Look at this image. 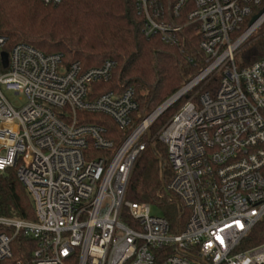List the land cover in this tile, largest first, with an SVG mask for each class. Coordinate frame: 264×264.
I'll list each match as a JSON object with an SVG mask.
<instances>
[{
	"label": "built area",
	"instance_id": "built-area-1",
	"mask_svg": "<svg viewBox=\"0 0 264 264\" xmlns=\"http://www.w3.org/2000/svg\"><path fill=\"white\" fill-rule=\"evenodd\" d=\"M57 6L64 0H40ZM145 39L181 48L193 28L206 66L180 91L132 127L131 88L98 93L116 62L83 69L25 43L4 50L0 86L26 103L17 110L0 90V174L16 169L34 221L0 217V264H264V243L242 249L264 222V56L245 64V45L264 29V0H133ZM257 16L254 22L252 18ZM216 81L215 89L203 91ZM156 137L172 171L167 191L187 210L183 230L125 201L146 134L178 100ZM101 114L121 131L115 147L105 128L79 122ZM157 207V206H156ZM35 244L14 259L13 239Z\"/></svg>",
	"mask_w": 264,
	"mask_h": 264
},
{
	"label": "trees",
	"instance_id": "trees-1",
	"mask_svg": "<svg viewBox=\"0 0 264 264\" xmlns=\"http://www.w3.org/2000/svg\"><path fill=\"white\" fill-rule=\"evenodd\" d=\"M184 44L179 49L164 45L159 39L142 35V20L136 15L133 0H64L57 6H44L40 0H0V36L7 39L4 50L25 43L42 54H61L65 65L78 62L83 69L100 66L106 60L116 62L112 78L95 85L98 93L131 88L137 110L132 127L162 103L174 96L205 66V56L198 47L193 28L183 31ZM264 56V30L244 47L241 57L251 64ZM214 80L203 91L215 89ZM182 98L167 108L149 127V141L131 172L125 201L157 206L168 221L171 232L183 230L188 219L177 197L167 191L172 171L165 146L156 137L164 123L182 105ZM79 122L105 128V137L116 147L129 130L121 131L107 116L78 113ZM0 217L34 221L33 207L16 169L0 174ZM0 227V233H8ZM264 243V222L250 231L241 244L248 249ZM33 241L21 235L13 239L14 259L28 260Z\"/></svg>",
	"mask_w": 264,
	"mask_h": 264
},
{
	"label": "rangeland",
	"instance_id": "rangeland-1",
	"mask_svg": "<svg viewBox=\"0 0 264 264\" xmlns=\"http://www.w3.org/2000/svg\"><path fill=\"white\" fill-rule=\"evenodd\" d=\"M263 30L264 29L262 28L257 33H259L260 31H263ZM0 90H1V93L3 94V96L5 97V99L15 109L19 110V109H21L25 105L26 101H25V99L21 95H15L13 92L7 91L3 86H0ZM150 213L153 216H161L162 215L161 210L158 207H156L155 205H151Z\"/></svg>",
	"mask_w": 264,
	"mask_h": 264
},
{
	"label": "water",
	"instance_id": "water-1",
	"mask_svg": "<svg viewBox=\"0 0 264 264\" xmlns=\"http://www.w3.org/2000/svg\"><path fill=\"white\" fill-rule=\"evenodd\" d=\"M257 19V16L253 17L251 22H254ZM0 59L3 67L5 68L7 66V53L6 52H1L0 53Z\"/></svg>",
	"mask_w": 264,
	"mask_h": 264
}]
</instances>
